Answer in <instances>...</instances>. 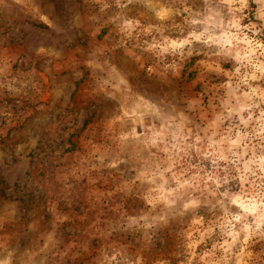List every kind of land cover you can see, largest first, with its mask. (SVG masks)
<instances>
[{
    "label": "rangeland",
    "instance_id": "obj_1",
    "mask_svg": "<svg viewBox=\"0 0 264 264\" xmlns=\"http://www.w3.org/2000/svg\"><path fill=\"white\" fill-rule=\"evenodd\" d=\"M0 264H264V0H0Z\"/></svg>",
    "mask_w": 264,
    "mask_h": 264
}]
</instances>
